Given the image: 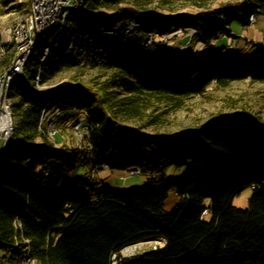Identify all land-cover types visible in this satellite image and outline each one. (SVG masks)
<instances>
[{
    "label": "trees",
    "instance_id": "1",
    "mask_svg": "<svg viewBox=\"0 0 264 264\" xmlns=\"http://www.w3.org/2000/svg\"><path fill=\"white\" fill-rule=\"evenodd\" d=\"M31 2L21 4L27 13ZM123 2L127 5L120 6ZM90 4L114 11L109 15L116 20L105 24H119L126 16L139 19L146 31L193 29L194 38L212 51L196 55L161 48L150 57L113 54L91 63L113 71L97 90L78 83L38 89V69L31 73L28 60L10 87L14 130L0 147V264H23L29 255L49 264H112L127 245L154 238H163L165 246L117 264H264V118L249 111L219 114L196 128L166 134L116 118L118 109L137 111L134 95L192 96L212 83L264 79V43L246 54L213 44L221 35L236 37L235 19L245 25L253 13L264 18V0L174 15L126 0H87L86 10L77 14L103 23L109 15L92 12ZM69 44L70 39L51 50L43 85L82 63L83 48L66 53ZM11 55L8 70L15 50ZM4 63L0 77L8 71L3 72ZM54 91H59L56 96ZM120 91L131 97L119 98ZM49 102L86 114L88 146L79 151L54 146L40 126ZM86 167L139 170L149 178L139 188L114 189L91 179ZM173 167L182 174L169 178ZM247 187L252 190L248 207L234 205V197ZM171 193L181 202L167 209Z\"/></svg>",
    "mask_w": 264,
    "mask_h": 264
},
{
    "label": "rangeland",
    "instance_id": "2",
    "mask_svg": "<svg viewBox=\"0 0 264 264\" xmlns=\"http://www.w3.org/2000/svg\"><path fill=\"white\" fill-rule=\"evenodd\" d=\"M26 0H0V63H4L5 72L10 65L14 45L10 40V30L16 23L23 19L27 11L21 4ZM102 1V0H98ZM238 0H126L128 4H135L144 10H157L165 15H174L180 12H197L201 9H213L225 2H235ZM125 2L119 4L126 6ZM88 9L94 13L109 15L114 12L105 6L95 7L93 4ZM77 13L70 15V22L65 30L69 32L80 25L81 21L88 20L89 17H78ZM128 17L123 16L118 25L123 24ZM116 18L112 15L102 19L103 23H113ZM78 21V23H76ZM80 21V22H79ZM250 24V25H249ZM243 25L240 20L235 19L232 23L235 41L232 36L221 35L219 39L213 41L215 47H226L227 50L240 51L246 54L255 49L260 43H264V18L260 15L254 24ZM59 24L56 22L50 28V36L44 38L37 44L29 59L28 68L31 73L38 69V59L44 46L50 44L58 31ZM248 35V36H247ZM190 37V40H189ZM248 37V38H247ZM256 37L259 42L249 40ZM172 41V50L181 45H187L188 52L199 51L200 54L207 52L210 48L206 46L199 37L192 35V31L187 34L177 35ZM249 41V42H247ZM254 41V42H253ZM234 44L230 48V44ZM253 44V45H252ZM87 50L80 52V57H84ZM113 71L102 65H92L82 61L74 67H68L55 77H52L45 88L60 86L66 83H78L92 90H97L111 77ZM109 90H113L109 88ZM126 96V97H125ZM119 98H130L131 96L120 91ZM135 113H124L121 109L117 111V119L130 127H140L149 133H176L186 129H193L207 121L213 115L233 114L240 111H249L264 118V79L249 77L242 80H232L226 84L212 83L205 91L192 96H162L157 93H142L134 95ZM86 114L79 110L66 108L58 118L56 126L57 134L51 139H58L59 147L70 150H81L88 146L87 126L85 122ZM77 125L79 127H77ZM3 142L0 138V147ZM86 171V172H85ZM84 173L88 174L97 182L104 183L107 187L114 189H135L148 181L149 175L144 173H133V170H125L117 167H104L100 169H90L86 167ZM182 174V169L171 168L169 178L178 177ZM252 190L244 188L233 199V204L247 208L249 205ZM181 202V197L171 193L166 202V208L172 209ZM137 245L138 250L134 254L140 257L148 252L165 246L163 238H154L133 243L124 247L120 254L113 256V260L130 259L133 254V247ZM115 257V258H114ZM135 258V259H136Z\"/></svg>",
    "mask_w": 264,
    "mask_h": 264
},
{
    "label": "built area",
    "instance_id": "3",
    "mask_svg": "<svg viewBox=\"0 0 264 264\" xmlns=\"http://www.w3.org/2000/svg\"><path fill=\"white\" fill-rule=\"evenodd\" d=\"M87 0H32L30 10L26 16L19 20L10 30V40L15 49V58L11 68L0 77V138L3 146H6L11 139L14 130V116L12 108V99L9 95L12 82L23 74L24 67L27 64L32 52L37 44L44 38L50 36V28L58 22L59 28L54 40L43 49L40 57L41 64L35 75L34 82L38 89H44L45 85L41 83V74L44 71L45 62L49 58L53 48L61 45L70 39V44L66 53H69L74 47H82L87 52L83 57V63L101 62L102 59L113 54H119L129 57H150L161 48H171L172 39L177 35L187 34L193 29L173 28L170 32L161 33L157 30L146 31L143 23L137 18H128L123 24H105L97 21H85L66 32L69 18L72 13H82L86 9ZM258 21L257 13L250 16L249 23L254 24ZM190 40V37H189ZM234 41V40H233ZM233 43L230 48H233ZM187 45H181L177 51H187ZM209 48L207 52H211ZM199 55V51H192ZM59 91H54L56 96ZM64 112L63 108L53 107L51 102L43 109L40 117V126L48 130L50 137L57 134L56 126L58 118ZM77 127H79L77 125ZM88 134V131H87ZM54 146L59 147L58 140L53 139ZM95 170V169H94ZM86 172V171H85ZM139 170H133V173H139ZM93 179V178H91ZM20 225V224H19ZM130 259H135L134 254L139 248L135 245ZM116 256V254H115ZM115 258V257H114ZM117 259L112 264H117ZM23 264H49L47 261H39L33 256H27Z\"/></svg>",
    "mask_w": 264,
    "mask_h": 264
},
{
    "label": "crops",
    "instance_id": "4",
    "mask_svg": "<svg viewBox=\"0 0 264 264\" xmlns=\"http://www.w3.org/2000/svg\"><path fill=\"white\" fill-rule=\"evenodd\" d=\"M259 18V17H258ZM244 25V24H243ZM250 25V24H249ZM248 36V35H247ZM248 38V37H247ZM232 40H234L235 41V38L233 37L232 38ZM252 40H254L255 42H259V41H257L258 39L256 38V37H254L253 39H251V40H249L250 42L252 41ZM249 41H247V42H249ZM253 41V42H254ZM260 43V42H259ZM253 45V44H252Z\"/></svg>",
    "mask_w": 264,
    "mask_h": 264
}]
</instances>
